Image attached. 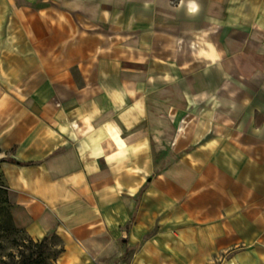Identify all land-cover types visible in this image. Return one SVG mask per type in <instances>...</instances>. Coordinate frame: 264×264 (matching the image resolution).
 Returning <instances> with one entry per match:
<instances>
[{
	"label": "crops",
	"instance_id": "1",
	"mask_svg": "<svg viewBox=\"0 0 264 264\" xmlns=\"http://www.w3.org/2000/svg\"><path fill=\"white\" fill-rule=\"evenodd\" d=\"M0 178L52 264H264V0H0Z\"/></svg>",
	"mask_w": 264,
	"mask_h": 264
},
{
	"label": "rangeland",
	"instance_id": "2",
	"mask_svg": "<svg viewBox=\"0 0 264 264\" xmlns=\"http://www.w3.org/2000/svg\"><path fill=\"white\" fill-rule=\"evenodd\" d=\"M11 204L12 195L0 178V264H21L29 258L40 264H52L58 250L56 244L34 242L16 227L9 215Z\"/></svg>",
	"mask_w": 264,
	"mask_h": 264
},
{
	"label": "trees",
	"instance_id": "3",
	"mask_svg": "<svg viewBox=\"0 0 264 264\" xmlns=\"http://www.w3.org/2000/svg\"><path fill=\"white\" fill-rule=\"evenodd\" d=\"M10 207H11V205L9 206V215H10L11 222L14 224L12 216H11V212H10ZM37 243H49V245H51L48 239H44V240L37 242ZM57 254H58V251H57L55 257L57 256ZM21 264H40V263L34 262V260L32 258H29V259H25Z\"/></svg>",
	"mask_w": 264,
	"mask_h": 264
}]
</instances>
